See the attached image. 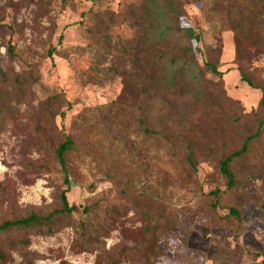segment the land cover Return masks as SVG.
Here are the masks:
<instances>
[{
    "label": "rangeland",
    "instance_id": "374dc122",
    "mask_svg": "<svg viewBox=\"0 0 264 264\" xmlns=\"http://www.w3.org/2000/svg\"><path fill=\"white\" fill-rule=\"evenodd\" d=\"M138 0H0V69L7 83L0 80V220L25 215L30 211L53 209L58 188H67L69 204L80 206L76 218H84L82 207L95 202L131 208L134 200L159 202L171 209L187 229L175 224L172 231L158 234L162 255L153 264H221L219 246L227 244L231 264H262L264 226L258 217V206L264 197V168L260 179L244 192L226 198L224 208L236 205L242 213L240 225L219 224L207 218L208 192L223 188L225 179L211 161L196 157V171L185 163V152L166 148L152 133L121 128L127 119L106 116L104 107L123 94L138 98L135 88H125L121 79L106 70L111 59L100 51L89 37L98 32V17L89 9L118 14L123 5ZM186 13L182 22L199 33L201 52L198 61L216 64L222 72L218 78L208 72L213 97L223 109L224 128L206 129L208 151L218 158L238 147L242 133L254 131L253 121L263 117L258 108L261 96L240 80V67L253 84L264 86V47H250L225 26L222 15L206 16L200 3L178 0ZM103 33L126 40L134 29L117 23ZM97 37V35H95ZM10 48V49H8ZM52 53L49 54V51ZM17 75L25 85L21 94L13 89ZM221 82V83H220ZM62 95L71 107H54L49 129L73 134L78 138V153L71 161L68 182L52 159L49 143L36 135L40 105L49 96ZM60 111L65 112L61 118ZM82 117L84 123L74 126L72 120ZM156 127L172 130L188 126L186 117L177 121L160 107L155 112ZM249 119V120H248ZM137 123V119H131ZM130 124V123H129ZM159 126V127H158ZM213 131H220L216 134ZM264 134V132H263ZM201 148H204L201 147ZM262 152L264 136L253 150ZM264 166V163H261ZM241 175L242 170L237 168ZM134 198V200L132 199ZM141 199V200H142ZM192 212H201L192 216ZM219 212L224 214L225 209ZM133 211H130L132 214ZM184 214V215H183ZM128 228L111 230L99 239L101 249L133 246ZM78 234L64 228L52 236H33L28 249L36 253V264H94L96 252L80 251ZM14 262L20 258L13 253ZM124 264H135L123 256Z\"/></svg>",
    "mask_w": 264,
    "mask_h": 264
},
{
    "label": "trees",
    "instance_id": "16d2710c",
    "mask_svg": "<svg viewBox=\"0 0 264 264\" xmlns=\"http://www.w3.org/2000/svg\"><path fill=\"white\" fill-rule=\"evenodd\" d=\"M190 1L200 3L208 17L222 15L225 26L250 47H264V0ZM88 13L99 16L100 30L89 37L106 59H111L106 70L118 76L125 88H135L139 93L138 98L123 94L113 104L105 106L101 121H106V116L119 117L121 120L125 118L128 123L122 121V129L155 134L166 148L184 151L185 163L193 171L197 170V155L209 159L225 179V185L208 192L210 205L207 218L221 225L230 222L240 225L242 213L239 208L233 204L224 208V203L232 195L238 200L239 192L247 191L263 173L262 152L253 150V145L264 136V118L254 119V131L243 132L238 147L218 158H212L205 131L222 130L224 124L220 123L221 120L228 119L213 97L211 82L206 74L210 72L221 78L222 72L212 61L203 65L199 63L198 54L201 49L198 44L201 37L193 27L183 24L186 13L182 3L178 0H138L124 4L118 14L100 13L93 8ZM120 21L134 29L132 37L123 40L111 33L102 32V26L108 29ZM51 53L52 50L49 51ZM237 71L241 81L260 91L258 108L264 111L263 84H253L242 68L238 67ZM0 80L3 84L7 83L3 69H0ZM12 82L14 91L21 94L24 81L14 75ZM63 105H67L68 109L71 107L62 95L49 96L41 102L39 119L43 124L36 127V135L41 141L49 143L52 159L64 173L65 182L69 183L70 164L79 152L78 138L73 134L58 133L55 142L53 133L57 130L51 131L48 127L55 115L52 109H60ZM160 107L167 110L171 119L179 121L186 117L188 126L179 125L174 130L163 126L157 128L154 115ZM59 115L64 118L65 112L60 111ZM131 119H137V123L134 124ZM234 121L229 120L228 123ZM81 123H84L82 117L72 120L74 126ZM217 132L220 131H213L215 134ZM237 168L242 170L241 175ZM67 192L68 187L57 189L55 206L48 212L30 211L25 215L0 220V264L13 263V253L19 256V264H36V253L28 249L31 238L52 236L64 228H72L77 232L78 245L81 247L78 252L89 251L99 255L94 264H124L123 256L135 264H153L162 255L158 237L161 231H172L176 229L175 224L188 230L187 224L181 222L162 199L153 203L147 202L145 198H132L134 202L130 209L98 201L83 206L82 212L86 216L76 218L80 206L69 204ZM220 209L226 212L221 214ZM200 213L192 212V216ZM258 217L264 226V197L258 206ZM120 227L130 230L133 246L124 243L117 249H101L98 246L99 239ZM219 249L221 264H231V252L227 244H221ZM251 255H261V263L264 264V243L260 254ZM60 264L67 263L61 260Z\"/></svg>",
    "mask_w": 264,
    "mask_h": 264
}]
</instances>
